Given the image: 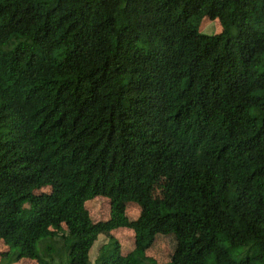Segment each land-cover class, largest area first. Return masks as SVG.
Segmentation results:
<instances>
[{"label": "trees", "instance_id": "obj_1", "mask_svg": "<svg viewBox=\"0 0 264 264\" xmlns=\"http://www.w3.org/2000/svg\"><path fill=\"white\" fill-rule=\"evenodd\" d=\"M161 234L166 264H264V0H0L4 264H91L101 235L95 264H159Z\"/></svg>", "mask_w": 264, "mask_h": 264}, {"label": "rangeland", "instance_id": "obj_2", "mask_svg": "<svg viewBox=\"0 0 264 264\" xmlns=\"http://www.w3.org/2000/svg\"><path fill=\"white\" fill-rule=\"evenodd\" d=\"M200 30L204 33H219L222 30V26L218 20H211L209 18L204 19ZM233 32H237L236 27L233 28ZM166 179L163 176H160L156 183L151 189V195L155 198H160L163 196L165 190ZM50 188H45L42 191L49 192ZM87 207L90 211L91 217L96 220H104L109 217L110 212V198L105 196H99L87 202ZM127 216L133 221L135 220L140 213V208L133 203L127 205ZM115 238L121 243L122 253L126 254L134 247V231L128 227H119L113 231ZM112 241V238H108L101 235L98 237L95 242L91 252L90 259L91 264H95L97 257L100 255L101 249L104 244ZM176 247V239L172 234L157 235L154 243L148 249V254L154 257L159 264H166L171 261L172 253ZM8 250V245L2 239H0V264H4L7 260V257L3 255L4 252ZM3 255V256H2ZM55 260L54 264H66L65 260ZM37 258L30 259H20L11 264H39Z\"/></svg>", "mask_w": 264, "mask_h": 264}]
</instances>
